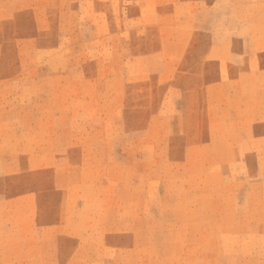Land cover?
Here are the masks:
<instances>
[{
  "label": "rangeland",
  "instance_id": "374dc122",
  "mask_svg": "<svg viewBox=\"0 0 264 264\" xmlns=\"http://www.w3.org/2000/svg\"><path fill=\"white\" fill-rule=\"evenodd\" d=\"M0 264H264V0H0Z\"/></svg>",
  "mask_w": 264,
  "mask_h": 264
}]
</instances>
